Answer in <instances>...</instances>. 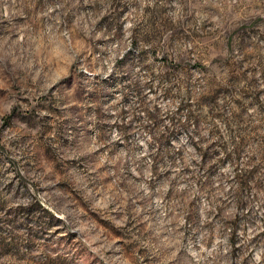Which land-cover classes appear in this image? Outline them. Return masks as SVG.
I'll return each mask as SVG.
<instances>
[{
    "label": "rangeland",
    "instance_id": "rangeland-1",
    "mask_svg": "<svg viewBox=\"0 0 264 264\" xmlns=\"http://www.w3.org/2000/svg\"><path fill=\"white\" fill-rule=\"evenodd\" d=\"M0 264H264V0H0Z\"/></svg>",
    "mask_w": 264,
    "mask_h": 264
},
{
    "label": "trees",
    "instance_id": "trees-1",
    "mask_svg": "<svg viewBox=\"0 0 264 264\" xmlns=\"http://www.w3.org/2000/svg\"><path fill=\"white\" fill-rule=\"evenodd\" d=\"M136 45V43H135ZM197 66H201L202 67V64L198 63ZM183 108H187V105L185 104L183 106ZM149 119L152 121V123L155 125V126H158L159 123H160V120L158 118V115L157 113H150L148 115ZM172 120H174V118H172ZM189 122L193 123L195 125V127L199 126L200 124V117L199 116H196L195 114L193 113H190L189 115ZM189 126V123L185 124L184 127L187 128ZM166 137H161L160 139H158V142H161L162 140H165ZM239 181H240V184L243 185L244 183V179H243V176L239 178Z\"/></svg>",
    "mask_w": 264,
    "mask_h": 264
}]
</instances>
